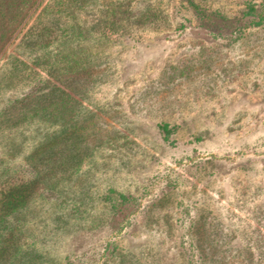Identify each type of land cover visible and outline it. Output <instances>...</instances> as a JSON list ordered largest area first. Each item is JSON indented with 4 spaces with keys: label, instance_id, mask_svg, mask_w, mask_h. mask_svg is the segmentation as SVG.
<instances>
[{
    "label": "rangeland",
    "instance_id": "374dc122",
    "mask_svg": "<svg viewBox=\"0 0 264 264\" xmlns=\"http://www.w3.org/2000/svg\"><path fill=\"white\" fill-rule=\"evenodd\" d=\"M13 191L3 264H264V0H0Z\"/></svg>",
    "mask_w": 264,
    "mask_h": 264
},
{
    "label": "trees",
    "instance_id": "16d2710c",
    "mask_svg": "<svg viewBox=\"0 0 264 264\" xmlns=\"http://www.w3.org/2000/svg\"><path fill=\"white\" fill-rule=\"evenodd\" d=\"M190 4H192V6H194L196 9L198 7L195 6L194 3H192V1H190ZM161 131L164 135V140L169 141L170 136H171V129L169 127L168 124H164L161 126ZM25 193L21 192V191H13L10 192L9 197L10 199H8V201H5V205L8 207V213L6 211V207L4 206V203L2 205V208H0V229H7L8 228V221H7V217L8 215H10L12 212L16 211V209L21 205L22 201L25 198ZM12 211V212H10ZM0 242L2 240V235H1V230H0ZM13 244H7L4 245L1 243L0 245V264H3V262H5L7 255L12 252L11 250H13ZM5 264V263H4Z\"/></svg>",
    "mask_w": 264,
    "mask_h": 264
}]
</instances>
